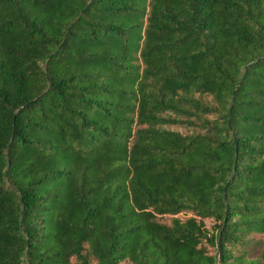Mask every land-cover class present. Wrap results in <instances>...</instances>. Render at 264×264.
I'll return each mask as SVG.
<instances>
[{"label":"trees","instance_id":"16d2710c","mask_svg":"<svg viewBox=\"0 0 264 264\" xmlns=\"http://www.w3.org/2000/svg\"><path fill=\"white\" fill-rule=\"evenodd\" d=\"M0 264H264V0H0Z\"/></svg>","mask_w":264,"mask_h":264}]
</instances>
